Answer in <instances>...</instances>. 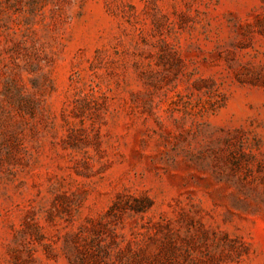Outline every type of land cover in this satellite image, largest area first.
Segmentation results:
<instances>
[{
  "label": "rangeland",
  "instance_id": "1",
  "mask_svg": "<svg viewBox=\"0 0 264 264\" xmlns=\"http://www.w3.org/2000/svg\"><path fill=\"white\" fill-rule=\"evenodd\" d=\"M0 264H264V0H0Z\"/></svg>",
  "mask_w": 264,
  "mask_h": 264
}]
</instances>
